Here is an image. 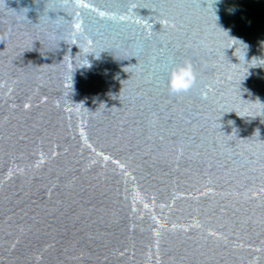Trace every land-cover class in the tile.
<instances>
[{
    "label": "water",
    "instance_id": "obj_1",
    "mask_svg": "<svg viewBox=\"0 0 264 264\" xmlns=\"http://www.w3.org/2000/svg\"><path fill=\"white\" fill-rule=\"evenodd\" d=\"M0 264H264V0H0Z\"/></svg>",
    "mask_w": 264,
    "mask_h": 264
},
{
    "label": "clouds",
    "instance_id": "obj_2",
    "mask_svg": "<svg viewBox=\"0 0 264 264\" xmlns=\"http://www.w3.org/2000/svg\"><path fill=\"white\" fill-rule=\"evenodd\" d=\"M173 65L169 71L168 89L171 95H181L192 90L196 85L197 74L188 62L178 64L170 61Z\"/></svg>",
    "mask_w": 264,
    "mask_h": 264
}]
</instances>
